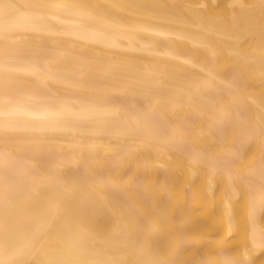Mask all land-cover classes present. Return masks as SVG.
I'll use <instances>...</instances> for the list:
<instances>
[{
    "label": "bare ground",
    "instance_id": "1",
    "mask_svg": "<svg viewBox=\"0 0 264 264\" xmlns=\"http://www.w3.org/2000/svg\"><path fill=\"white\" fill-rule=\"evenodd\" d=\"M261 259L264 0H0V264Z\"/></svg>",
    "mask_w": 264,
    "mask_h": 264
},
{
    "label": "rangeland",
    "instance_id": "2",
    "mask_svg": "<svg viewBox=\"0 0 264 264\" xmlns=\"http://www.w3.org/2000/svg\"><path fill=\"white\" fill-rule=\"evenodd\" d=\"M179 173L181 174V172H179ZM185 185H186L185 182H183L182 180H179V182H178V184L176 186V192L179 194V196H178V199H179L178 204L179 205L185 203V199L183 200L184 197H182L183 195L181 194V189L183 187H185ZM215 219H217V216H215V215H213V216L209 217L208 219H206L205 220V222H206L205 225L202 226L200 228V230L198 232L194 233V234L197 235V236H203L205 234V232L207 231V227L209 225H211L212 221H214ZM222 233L223 232L219 231V232L214 233V235L218 236V235H221ZM257 264H263V260L262 259L258 260Z\"/></svg>",
    "mask_w": 264,
    "mask_h": 264
}]
</instances>
